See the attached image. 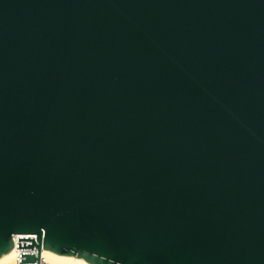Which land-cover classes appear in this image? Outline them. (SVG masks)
Segmentation results:
<instances>
[{
  "label": "water",
  "instance_id": "water-1",
  "mask_svg": "<svg viewBox=\"0 0 264 264\" xmlns=\"http://www.w3.org/2000/svg\"><path fill=\"white\" fill-rule=\"evenodd\" d=\"M264 264V0H0V258Z\"/></svg>",
  "mask_w": 264,
  "mask_h": 264
},
{
  "label": "bare ground",
  "instance_id": "bare-ground-1",
  "mask_svg": "<svg viewBox=\"0 0 264 264\" xmlns=\"http://www.w3.org/2000/svg\"><path fill=\"white\" fill-rule=\"evenodd\" d=\"M43 257L50 263L54 264H86L81 260L76 259L73 256H60L51 251L43 250ZM13 261V252L4 255L0 258V264H9Z\"/></svg>",
  "mask_w": 264,
  "mask_h": 264
},
{
  "label": "built area",
  "instance_id": "built-area-1",
  "mask_svg": "<svg viewBox=\"0 0 264 264\" xmlns=\"http://www.w3.org/2000/svg\"><path fill=\"white\" fill-rule=\"evenodd\" d=\"M15 240V248L13 250V261L12 263L9 264H54V263H50L48 262L44 257H43V253L41 256V259L39 262H22V250L18 248L17 246V236L14 237Z\"/></svg>",
  "mask_w": 264,
  "mask_h": 264
}]
</instances>
